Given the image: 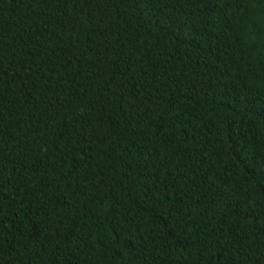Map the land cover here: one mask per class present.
<instances>
[{
  "label": "trees",
  "instance_id": "obj_1",
  "mask_svg": "<svg viewBox=\"0 0 264 264\" xmlns=\"http://www.w3.org/2000/svg\"><path fill=\"white\" fill-rule=\"evenodd\" d=\"M0 264H264V0H0Z\"/></svg>",
  "mask_w": 264,
  "mask_h": 264
}]
</instances>
